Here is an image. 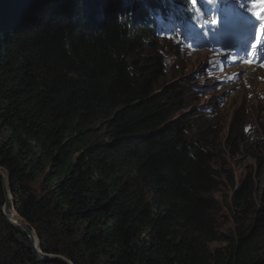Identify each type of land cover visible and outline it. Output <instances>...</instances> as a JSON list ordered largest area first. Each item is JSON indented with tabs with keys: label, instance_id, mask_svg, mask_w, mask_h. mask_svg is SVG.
<instances>
[{
	"label": "trees",
	"instance_id": "1",
	"mask_svg": "<svg viewBox=\"0 0 264 264\" xmlns=\"http://www.w3.org/2000/svg\"><path fill=\"white\" fill-rule=\"evenodd\" d=\"M171 1L0 0V166L43 253L72 264H264V169L258 207L243 181L233 233L218 234L213 152L189 136L195 112H177L192 93L176 81L154 90L165 69L151 38L169 32L181 0ZM3 203L0 177V264H67L42 260ZM214 240L224 244L210 249Z\"/></svg>",
	"mask_w": 264,
	"mask_h": 264
},
{
	"label": "rangeland",
	"instance_id": "2",
	"mask_svg": "<svg viewBox=\"0 0 264 264\" xmlns=\"http://www.w3.org/2000/svg\"><path fill=\"white\" fill-rule=\"evenodd\" d=\"M194 1L197 0H189L190 3ZM182 3L183 0L173 5L179 9ZM168 22L171 26V21ZM167 32L165 28L158 34ZM179 34L157 38L153 35L151 38L165 69L154 90L176 81L184 83L191 91L192 94L188 95L189 99L193 96L191 107L177 112H195L189 136L213 152L211 166L220 182L210 192L217 200L212 213L214 228L221 236L232 234V214L236 208L232 194L243 181L244 194L252 191V202L258 207L256 193L261 183L258 174L262 175L264 169V63L258 61L264 62V55L254 51L251 63L246 65H252V70L240 63L224 64L210 54L209 48L193 44L208 40L207 37L198 40L188 32ZM215 53L217 55L218 52ZM100 123L101 119L93 125ZM256 157L261 158V165ZM254 214L251 213V216ZM258 233L264 238V230ZM222 244L223 240H214L209 247L212 249Z\"/></svg>",
	"mask_w": 264,
	"mask_h": 264
},
{
	"label": "clouds",
	"instance_id": "3",
	"mask_svg": "<svg viewBox=\"0 0 264 264\" xmlns=\"http://www.w3.org/2000/svg\"><path fill=\"white\" fill-rule=\"evenodd\" d=\"M196 2L185 1L179 9L170 8L172 18L169 19V32L162 33L160 37L179 34L178 29L182 35L188 32L198 40L207 37L206 44L201 46L209 48L210 54L224 64L240 63L246 66L247 61L253 58L254 51L264 55V37L257 42V30L264 28V12L259 16L255 14L260 9L253 7L254 0H199L198 5ZM182 9L187 11L188 16L180 14L179 10ZM215 52H218L217 55Z\"/></svg>",
	"mask_w": 264,
	"mask_h": 264
},
{
	"label": "water",
	"instance_id": "4",
	"mask_svg": "<svg viewBox=\"0 0 264 264\" xmlns=\"http://www.w3.org/2000/svg\"><path fill=\"white\" fill-rule=\"evenodd\" d=\"M1 170L4 171L6 174L7 187L4 184L5 179L1 173ZM0 177H1V181H2L3 193H4V203L2 206V211H3V214L5 215V217L7 218V220L10 222V224L15 226L19 230H21L30 239L32 246L34 247L36 253L38 254V256L42 260H44V261H62V262L67 263V264H72L66 258H64L61 255L43 253L40 249L38 237H37L34 229L24 220H23V222H16V221L12 220L11 218H9L8 213H9L10 206L11 205L13 206V199H12V195H11L10 190H9L7 172L1 166H0ZM8 197L11 199V202H10Z\"/></svg>",
	"mask_w": 264,
	"mask_h": 264
},
{
	"label": "bare ground",
	"instance_id": "5",
	"mask_svg": "<svg viewBox=\"0 0 264 264\" xmlns=\"http://www.w3.org/2000/svg\"><path fill=\"white\" fill-rule=\"evenodd\" d=\"M165 2H166V5H168V4H171L172 3V1L171 0H165ZM178 9V8H177ZM154 16V15H153ZM168 28L170 29V24H169V22H168ZM168 33V32H167ZM157 35H161V34H157ZM154 36H155V34H154ZM153 39V38H152ZM152 41V40H151ZM156 42V41H155ZM153 43V42H152ZM155 44V43H154ZM154 47V46H153ZM249 50V49H248ZM247 50V51H248ZM156 51V50H155ZM200 51H202V50H200ZM199 51V52H200ZM238 67V66H237ZM246 67H248V69H250V70H252V67H250V66H246ZM254 72H255V70H254ZM254 72H252V73H254ZM253 82V81H252ZM1 173H2V175H3V177H4V184H5V186L7 187V181H6V174H5V172L4 171H2L1 170ZM9 198V197H8ZM9 200H10V198H9ZM8 216H9V218H11L12 220H14V221H16V222H22L21 220H20V218H18L17 217V215H16V213L11 209V206H10V209H9V213H8Z\"/></svg>",
	"mask_w": 264,
	"mask_h": 264
},
{
	"label": "snow or ice",
	"instance_id": "6",
	"mask_svg": "<svg viewBox=\"0 0 264 264\" xmlns=\"http://www.w3.org/2000/svg\"><path fill=\"white\" fill-rule=\"evenodd\" d=\"M253 7L260 9V12L255 13L257 16H259L261 12H264V0H254ZM262 37H264V28L257 30V42H259ZM253 47H255V45H253ZM247 62L251 63V61ZM262 67H264V65H262Z\"/></svg>",
	"mask_w": 264,
	"mask_h": 264
}]
</instances>
